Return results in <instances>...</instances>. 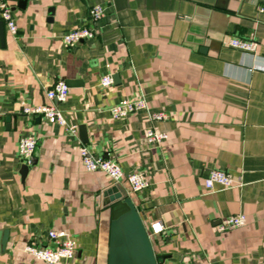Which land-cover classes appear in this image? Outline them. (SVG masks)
Masks as SVG:
<instances>
[{"label":"crops","instance_id":"obj_1","mask_svg":"<svg viewBox=\"0 0 264 264\" xmlns=\"http://www.w3.org/2000/svg\"><path fill=\"white\" fill-rule=\"evenodd\" d=\"M5 1L18 32L0 21V264H44L24 247L47 246L49 231L76 242L64 264H107L111 210L102 202L114 184L85 171L80 147L144 175L149 186L138 193L120 186L146 234L152 222L165 226L148 236L156 264H264V0ZM93 5L104 10L96 27ZM75 28L96 33L68 47L63 36ZM230 38L254 39L256 53L231 48ZM104 76L113 81L106 89ZM60 81L68 96L53 104L74 135L21 114V102L49 104ZM138 93L147 110L113 120L110 107ZM159 112L168 119L149 122ZM148 128L167 139L148 146ZM30 137L34 163L23 175L16 146ZM213 170L239 185L208 192ZM241 214L243 227L218 232Z\"/></svg>","mask_w":264,"mask_h":264},{"label":"built area","instance_id":"obj_2","mask_svg":"<svg viewBox=\"0 0 264 264\" xmlns=\"http://www.w3.org/2000/svg\"><path fill=\"white\" fill-rule=\"evenodd\" d=\"M264 8H259L258 13L262 14ZM89 21L94 27L104 17V10L99 5H93L88 10ZM0 21L5 25L10 35L15 36L18 27L15 22L10 5L5 0H0ZM95 31L90 28H75L63 36V43L68 47H73L83 40L92 39ZM228 45L240 52L255 54L258 42L254 39L230 38ZM113 81L111 76H104L100 80V86L104 89L109 88ZM69 88L64 82H57L51 90L46 93L49 104L39 106H30L21 102V114L24 116L39 117L50 124H57L65 129L68 134H76V126H68L60 111L53 104V101L63 103L67 99ZM147 110V104L144 96L138 93L133 99L110 107L109 113L113 120H123L137 113L138 111ZM168 119L167 114L163 112L148 114L149 122H161ZM167 139V134L156 132L153 128H148L145 132V143L151 147L160 146ZM17 154L24 166L28 167L33 164V158L36 149V141L33 138H20L17 141ZM79 156L81 163L86 172L101 173L105 175L114 185L126 184L129 192L138 193L146 189L149 184L141 172H132L124 174L119 165L110 159L93 157L84 148L80 147ZM204 187L208 192L213 191L216 187L223 190L231 189L239 184L229 174L213 170L209 176L204 179ZM246 218L244 215L228 216L224 218L217 226L219 233L229 230L239 229L245 225ZM165 231V226L159 222H152L147 228L149 237L161 235ZM48 245L45 247L28 244L24 247V252L35 260L44 264H64L74 259L76 254V242L64 231H49L47 233Z\"/></svg>","mask_w":264,"mask_h":264},{"label":"water","instance_id":"obj_3","mask_svg":"<svg viewBox=\"0 0 264 264\" xmlns=\"http://www.w3.org/2000/svg\"><path fill=\"white\" fill-rule=\"evenodd\" d=\"M83 128L80 131L83 134ZM34 163V160H33ZM28 168L23 167V175ZM126 191L114 185L103 193V207L111 210L112 240L107 264H156L151 253L149 237L142 229ZM7 232H0V253L5 249Z\"/></svg>","mask_w":264,"mask_h":264}]
</instances>
